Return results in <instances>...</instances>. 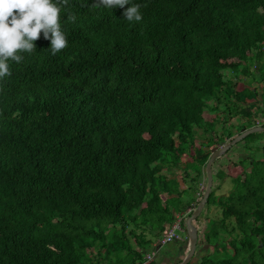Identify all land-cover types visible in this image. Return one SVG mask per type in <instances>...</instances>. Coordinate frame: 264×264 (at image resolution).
<instances>
[{
    "label": "trees",
    "instance_id": "16d2710c",
    "mask_svg": "<svg viewBox=\"0 0 264 264\" xmlns=\"http://www.w3.org/2000/svg\"><path fill=\"white\" fill-rule=\"evenodd\" d=\"M96 2L69 0L68 46L53 55L42 31L0 79V264L141 262L200 201L216 147L195 129L225 141L205 109L262 124L264 0H133L140 21ZM261 139L246 135L250 154L226 170L246 192L208 197L223 209L205 232L214 251L187 264H264ZM178 170L194 186L168 177Z\"/></svg>",
    "mask_w": 264,
    "mask_h": 264
},
{
    "label": "clouds",
    "instance_id": "9594fccd",
    "mask_svg": "<svg viewBox=\"0 0 264 264\" xmlns=\"http://www.w3.org/2000/svg\"><path fill=\"white\" fill-rule=\"evenodd\" d=\"M69 0H0V79L11 75L9 61L20 62L22 53L37 49L35 41L43 35L50 39L53 55L68 46L67 34L61 25L66 15ZM104 8H125L124 18L128 21L143 19L141 5L133 0H97ZM74 20L75 16H71Z\"/></svg>",
    "mask_w": 264,
    "mask_h": 264
},
{
    "label": "rangeland",
    "instance_id": "374dc122",
    "mask_svg": "<svg viewBox=\"0 0 264 264\" xmlns=\"http://www.w3.org/2000/svg\"><path fill=\"white\" fill-rule=\"evenodd\" d=\"M240 78H242L241 82L244 80V82L249 81V79L247 77L244 76H240ZM243 83V82H242ZM260 84V87H259ZM257 84L259 87V90L262 89L263 87V83H259ZM241 83L238 84L237 87H241ZM262 106V103L260 104ZM219 117L216 121V125H215V131H216V136L218 137L219 135L224 136V144L228 143L229 141H231V139H233L241 130L240 127L241 126H249L250 122L249 120H247L244 116H242L241 114L238 115H232L231 118L229 119V121H227L224 124V120L221 117L223 112L222 110H217L215 112H211L208 109H205L204 111V115L205 118L207 120H211V118H213V115H216ZM224 116V115H223ZM261 117V116H260ZM261 120H264V116L261 117ZM224 126L230 128V130H232L234 132V136L233 138H228L225 135V128ZM214 134V137H215ZM194 137L196 138L197 142H202L204 143V148L208 149V148H219L222 145L219 146V144H214V146L212 145L210 147L211 140L210 139V134L207 133L206 131H204L201 128H196L195 132H194ZM259 144H264V139L261 140H254V142H252V145H259ZM252 147V146H251ZM249 148L246 147V142L245 141H239L238 143H236L234 146H232L229 150H227L222 156L217 157L214 162H213V187L212 190L221 196H229L230 192H239V193H244L246 192V188L247 186L243 183V182H236L233 178L232 175H229V172H226L227 168L229 166L234 167L241 159H242V155L248 157V155L250 154L249 150H247ZM257 155H259V152H257ZM247 171L250 169V165H248L246 167ZM221 171H225L226 173H228L225 178L221 177L219 174ZM168 177L170 178H175L177 180H179L180 185L182 188H185L187 186V184H191L192 186H194L193 183L190 182L189 178H186L187 181L185 180V174L182 172V170H178V171H169L167 172ZM187 183V184H186ZM207 186V174H206V169H205V175L204 178L202 179L200 185H196V188H194L196 190L197 195L199 196V199L202 198L205 189ZM199 192V194H198ZM223 213V209L221 206L219 205H208L206 204L203 208V210L201 211V213L199 214V216L196 218L195 225L198 226V232H199V239H198V245L196 248V258L194 261H196L203 253H208V252H213L214 251V246H210L208 243H206L205 240V232L208 231L211 228V225L213 223V221L219 219V217L222 215ZM179 214V213H178ZM186 230V227H185ZM148 236H150L149 230H146ZM178 233L181 235L182 238L174 240L170 243L165 244L166 246L171 244V248L174 251H178L179 249L182 248V254H178V256L173 257L171 259H168L167 257H165V255L163 256L162 254H160L159 249H157L156 251V256L155 259L158 258V260L160 261V263H172L174 261H178L182 258L185 257V254H187L188 249H189V245H190V241H189V237L187 236V232L186 231H180L178 230ZM155 248L157 247L156 245H158V241L155 237ZM165 245L162 246V248L165 249ZM145 256V255H144ZM154 259V260H155ZM138 264V263H137Z\"/></svg>",
    "mask_w": 264,
    "mask_h": 264
},
{
    "label": "water",
    "instance_id": "95a60500",
    "mask_svg": "<svg viewBox=\"0 0 264 264\" xmlns=\"http://www.w3.org/2000/svg\"><path fill=\"white\" fill-rule=\"evenodd\" d=\"M256 131H264V125L258 124L249 128H242L241 131L228 143L222 145L219 148H215L212 150L210 157L206 163V174H207V186L205 192L200 199L199 203L195 208H193L192 212L189 213L185 219L186 222V231L188 233L190 245L187 254L182 260L176 264H187L191 261H194L196 258L195 252L198 245L199 232L197 226L194 224V220L199 216L204 206L208 201V197L212 191L213 187V162L217 157L222 156L227 150H229L236 143L241 141L246 135ZM158 264H169V263H158ZM173 264V263H170Z\"/></svg>",
    "mask_w": 264,
    "mask_h": 264
},
{
    "label": "built area",
    "instance_id": "2783aa9c",
    "mask_svg": "<svg viewBox=\"0 0 264 264\" xmlns=\"http://www.w3.org/2000/svg\"><path fill=\"white\" fill-rule=\"evenodd\" d=\"M262 124L264 125V120L262 121ZM193 208L195 207H190L187 209V211L177 214V218L174 223L169 228H167V230L162 234L161 238L158 240L157 247H161L167 243L182 238L181 235L178 233V230L185 231V227L182 224L183 220H185L187 215L192 212ZM157 247L146 252L144 259L138 264H151L155 259L157 252L156 250L158 249Z\"/></svg>",
    "mask_w": 264,
    "mask_h": 264
},
{
    "label": "flooded vegetation",
    "instance_id": "af4514ba",
    "mask_svg": "<svg viewBox=\"0 0 264 264\" xmlns=\"http://www.w3.org/2000/svg\"><path fill=\"white\" fill-rule=\"evenodd\" d=\"M250 165V164H247L246 167ZM246 169V168H245ZM247 170V169H246ZM250 170H248L249 172ZM175 250V249H174ZM172 248H171V244L170 246L169 245H165V257H167L168 259H171L173 257H176L178 256V252L177 251H174ZM175 262V261H174ZM173 263V262H172Z\"/></svg>",
    "mask_w": 264,
    "mask_h": 264
},
{
    "label": "crops",
    "instance_id": "0c3cea01",
    "mask_svg": "<svg viewBox=\"0 0 264 264\" xmlns=\"http://www.w3.org/2000/svg\"><path fill=\"white\" fill-rule=\"evenodd\" d=\"M190 208V207H189ZM182 213V212H181ZM184 232V231H183ZM158 249H159V252H160V254H162L163 256L166 254L165 253V249L164 248H162V246L161 247H157ZM178 254H182L183 252H182V248L181 249H179L178 251Z\"/></svg>",
    "mask_w": 264,
    "mask_h": 264
},
{
    "label": "bare ground",
    "instance_id": "6f19581e",
    "mask_svg": "<svg viewBox=\"0 0 264 264\" xmlns=\"http://www.w3.org/2000/svg\"><path fill=\"white\" fill-rule=\"evenodd\" d=\"M211 246V245H210Z\"/></svg>",
    "mask_w": 264,
    "mask_h": 264
}]
</instances>
